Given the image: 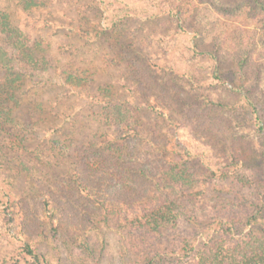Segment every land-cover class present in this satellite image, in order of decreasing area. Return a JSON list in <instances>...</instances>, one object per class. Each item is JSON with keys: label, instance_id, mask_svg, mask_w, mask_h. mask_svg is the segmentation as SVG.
Listing matches in <instances>:
<instances>
[{"label": "rangeland", "instance_id": "1", "mask_svg": "<svg viewBox=\"0 0 264 264\" xmlns=\"http://www.w3.org/2000/svg\"><path fill=\"white\" fill-rule=\"evenodd\" d=\"M163 1L177 9L184 3L187 33L178 31L167 15L149 19L143 16V12L153 11L157 0H0V45L7 48L16 72L24 74L29 66L23 84L16 81V95L11 100L27 125L17 129H21L22 140L15 133L10 140V158L20 154L30 175L40 180H46L51 172L70 174L81 148L109 141L115 129L112 111L119 104L145 126L147 136H168L172 158L178 160L175 150L184 146L182 154L192 158L198 175L218 164L223 167V160L219 161L207 144L211 137L191 129L196 123L206 124L205 118L192 119L175 109L168 115L160 113L164 101L173 106V98H180L178 110L199 104L201 97L210 92L207 80L215 68L212 57L217 56L224 61V71L223 80H215L216 85L211 87L213 97L219 95L224 102L235 104V111H242V116L236 112L232 116L216 113L236 134L232 137L216 125L226 142L236 148L237 157L233 155L229 163L243 172L264 170V128H258L260 123L249 107L243 106H247L248 98L257 104L264 127V0H158ZM14 32L29 45L35 44L28 66L27 57L20 52L27 47L21 42V48L12 45L16 39L12 40L10 33ZM243 60L247 62L242 68ZM6 71L9 70L0 68V82ZM257 71H262L260 80L256 79ZM138 88L142 93L136 91ZM171 116L174 121L170 123ZM175 122L184 126L178 130L181 142L169 139ZM212 139L217 138L213 135ZM23 141L29 144L27 148ZM64 154L68 162L58 165ZM18 163L15 159L9 165L8 160L0 168V207L8 194L14 202L22 197L36 201L42 198L44 189L34 185L29 174L16 177ZM203 189L201 184L194 186L196 191ZM206 193L209 199V188ZM243 193L256 196L254 190L244 188L233 194L236 201ZM49 220L41 216L35 226L38 232H44L41 250L52 246L49 237L55 231ZM105 235L108 254L117 256L121 235L114 230ZM58 236L61 242L54 243L52 254L60 251L64 264H95L88 250L80 251L73 244L70 230L64 229ZM99 242L98 237L93 248L97 253L101 249ZM17 246L15 242L9 249L13 251ZM110 256L105 264L112 262Z\"/></svg>", "mask_w": 264, "mask_h": 264}, {"label": "trees", "instance_id": "2", "mask_svg": "<svg viewBox=\"0 0 264 264\" xmlns=\"http://www.w3.org/2000/svg\"><path fill=\"white\" fill-rule=\"evenodd\" d=\"M183 5L181 3L177 9L167 1L157 0L153 11L143 12V16L149 19L167 15L178 31L187 33L184 27L187 8L183 9ZM10 37L16 39L12 45L15 43L17 48H21V43L27 47L20 52L23 58L27 57L28 66L34 57L35 44L29 45L16 32L10 33ZM194 43L197 45L195 40ZM193 48L198 50L197 46ZM212 59L215 68L207 80L210 92L201 97L199 104L178 110L176 104L180 105V98H173V106L164 101L160 113L168 115L175 109L192 119L205 118L206 124L204 121L191 126V123V129L211 137L207 144L214 156L223 160V167L218 164L213 170L198 175L192 158L182 154L184 146L175 150L179 153L178 160L172 158L168 153V136L167 139L147 136L145 126L131 111L125 112L118 104L112 111L115 129L108 142L97 141L81 148L70 174L51 172L46 180H40L30 175L25 166L27 162L20 154L14 158L8 156V144L14 133L22 140L19 131L27 125L19 118L11 100L16 95V81L23 84L29 66L24 74L16 72L7 48L0 45V68L9 70L0 82V168H4L8 160L10 165L17 159L19 174L16 177L21 173L29 174L33 184L44 189L38 201L22 197L14 202L7 195L8 199L0 207V264H64L60 251L52 254L53 245L61 242L58 235L64 229L73 233V244L80 251L88 250L95 264H105L110 256L104 233L112 230L121 235V242L117 256H110L109 264H264V170L243 172L229 163L233 155L237 157L236 148L226 142L216 125L222 126L232 137L236 134L216 113L227 112V116H232L236 112L237 116H242V111H235L236 105L224 102L219 95L213 97L211 87L216 85L215 80H223L224 61L217 56ZM246 62L241 61L242 68ZM261 73L257 71L256 79H261ZM140 89L136 91L139 93ZM249 93L252 97L255 95V92ZM246 100L247 106L245 103L243 106L249 107L262 130L263 119L257 104L250 98ZM173 119L171 116L169 122ZM174 127L169 139L181 142L178 130L184 126L175 122ZM213 135L217 138L215 141ZM22 143L25 148L29 145L26 141ZM63 156L58 165L68 162L69 157ZM198 184L205 189L194 190ZM188 186L193 189L189 190ZM207 188L211 193L209 199ZM244 188L254 190L256 196L243 193L241 200L236 201L233 194ZM41 216L50 219L55 231L49 237L52 246L46 250L39 248L44 232L36 229ZM45 236L48 238L47 234ZM98 237L101 239L99 253L93 249ZM15 242L18 246L11 251L9 248Z\"/></svg>", "mask_w": 264, "mask_h": 264}]
</instances>
